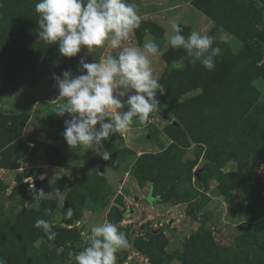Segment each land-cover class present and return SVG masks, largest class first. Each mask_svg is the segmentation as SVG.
Segmentation results:
<instances>
[{"label": "rangeland", "instance_id": "obj_1", "mask_svg": "<svg viewBox=\"0 0 264 264\" xmlns=\"http://www.w3.org/2000/svg\"><path fill=\"white\" fill-rule=\"evenodd\" d=\"M38 2L0 0V257L75 264L80 231L107 219L130 242L117 264H264V0H130L142 22L122 46L155 38L163 50L175 20L185 36L212 34L222 55L213 71L182 48L154 57L159 111L104 141L108 161L66 144L53 73L120 49L62 57L37 37ZM56 188L63 208L33 196ZM41 218L54 241L33 226Z\"/></svg>", "mask_w": 264, "mask_h": 264}, {"label": "clouds", "instance_id": "obj_2", "mask_svg": "<svg viewBox=\"0 0 264 264\" xmlns=\"http://www.w3.org/2000/svg\"><path fill=\"white\" fill-rule=\"evenodd\" d=\"M35 11L39 14L37 37L45 44L58 45L62 57H76L84 49L92 54L105 46L120 49L118 54H107L92 62H87L86 55L80 56L79 75L68 69L59 75L53 73L58 97L63 100L55 113L69 117L64 120L62 133L66 144L71 149L91 150L104 161L111 158L104 141L126 132L134 118L145 124L150 114L159 111L158 97L165 95L166 88L155 73L154 57L162 56L168 47L182 48L191 63L199 62L213 71L215 58L222 55L219 46L213 47L212 36L195 30L185 36L175 20L169 21L163 50L155 38L145 40L142 46H122L142 22L137 4L130 0H39ZM184 67L183 60L171 65L175 70ZM61 193L58 188L49 193L40 189L33 191V196L37 200L58 197L63 208L65 198ZM73 214L68 207L63 218L70 220ZM33 226L42 229L49 241L55 240V221L41 218ZM80 237L84 246L70 253L75 264H117V253L130 246L126 233L107 219L90 224L80 231ZM0 264H8L6 258L0 257Z\"/></svg>", "mask_w": 264, "mask_h": 264}, {"label": "water", "instance_id": "obj_3", "mask_svg": "<svg viewBox=\"0 0 264 264\" xmlns=\"http://www.w3.org/2000/svg\"><path fill=\"white\" fill-rule=\"evenodd\" d=\"M209 35L212 36V34H209ZM68 64H70V62H69ZM68 64H66V63L59 64V65L55 68V72H56V74L59 75L60 73H62V71L66 68V66H67ZM38 185H39V181L36 180V181H35V186L37 187Z\"/></svg>", "mask_w": 264, "mask_h": 264}]
</instances>
